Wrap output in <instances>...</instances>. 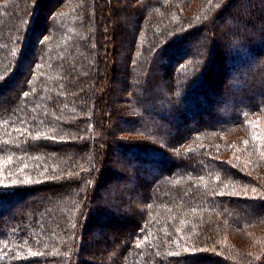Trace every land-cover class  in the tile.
Segmentation results:
<instances>
[{
    "label": "trees",
    "instance_id": "1",
    "mask_svg": "<svg viewBox=\"0 0 264 264\" xmlns=\"http://www.w3.org/2000/svg\"><path fill=\"white\" fill-rule=\"evenodd\" d=\"M263 124L264 0H0V264H264Z\"/></svg>",
    "mask_w": 264,
    "mask_h": 264
},
{
    "label": "rangeland",
    "instance_id": "2",
    "mask_svg": "<svg viewBox=\"0 0 264 264\" xmlns=\"http://www.w3.org/2000/svg\"><path fill=\"white\" fill-rule=\"evenodd\" d=\"M50 1H51V0H50ZM244 4H245V1H244V2H237V3H236V5H238L237 8L241 7V6L244 5ZM232 9L235 10L234 7H232ZM129 11H130V10H129ZM127 13H128V12H127ZM225 22H226V21H225ZM121 35H122L123 37H125V35H126V39H127L128 32H127V31H124L123 33H121ZM121 76H122V75H119L118 78H120ZM218 90H219V89H218ZM263 127H264V124H263ZM263 135H264V133H263ZM219 136H220V135H219ZM222 139H224V137L221 136L220 139H219V140H215L214 143H220V142L222 141ZM261 140H262V139H260V141H261ZM263 145H264V144H262V143L260 144V146H263ZM263 155H264V154H263ZM263 158H264V156H263ZM119 172H124V171H119ZM257 191H258L259 193L261 192V191L258 190V189H257ZM110 233H112L113 236H115V234H117V235L115 236L116 238L120 235L119 233H115L114 231H112V232H108V233H106V234L108 235V234H110ZM94 236H95V235L90 234V238H91V239H93ZM119 237H120V236H119ZM116 238H115V240H116ZM121 238H122V237H121ZM120 241H121V239H120ZM89 250L92 251V249H90V248H89ZM89 250H88V251H89ZM111 253H112V251H111V252L108 251L107 257H108L109 255H112ZM96 254H97V256H99L98 253H96ZM91 262H92V261H91Z\"/></svg>",
    "mask_w": 264,
    "mask_h": 264
}]
</instances>
